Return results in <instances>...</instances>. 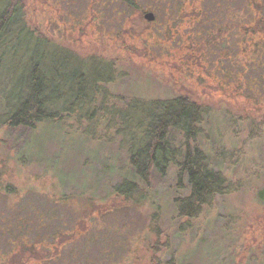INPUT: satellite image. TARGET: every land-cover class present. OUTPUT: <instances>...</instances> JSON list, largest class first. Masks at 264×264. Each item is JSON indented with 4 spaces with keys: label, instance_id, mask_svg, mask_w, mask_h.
<instances>
[{
    "label": "rangeland",
    "instance_id": "374dc122",
    "mask_svg": "<svg viewBox=\"0 0 264 264\" xmlns=\"http://www.w3.org/2000/svg\"><path fill=\"white\" fill-rule=\"evenodd\" d=\"M194 1L183 9L198 7ZM254 1L227 0L232 31L223 48L209 41L218 26L178 16V1L167 6L165 0H138L141 10L156 14L152 23L139 12L129 15L123 0H24L25 25L50 42L30 39L16 26L8 48L0 47V55L9 50L0 59V121L18 103L35 49H45L52 68L60 70L53 75L58 92H66L68 69L99 87L101 77L111 74L105 67L110 60L122 75L98 96L87 89L84 107L71 118L44 122L21 155L4 146L7 130L0 126V264H20L12 256L29 245L53 258L32 257L24 264H150L154 214L161 209L162 228L176 232L173 192L159 188L153 199L136 205L117 196L115 185L128 176L132 136L118 134L123 123L115 105L175 94L209 107L203 140L211 162L230 166L239 188L173 236L159 264H264V68L258 65L264 64V46L241 28L255 21L257 6L264 16V0ZM166 9L177 13L164 15ZM137 122L138 113L125 125L128 134ZM257 126L261 136L251 139ZM60 236L69 239L59 244Z\"/></svg>",
    "mask_w": 264,
    "mask_h": 264
},
{
    "label": "trees",
    "instance_id": "16d2710c",
    "mask_svg": "<svg viewBox=\"0 0 264 264\" xmlns=\"http://www.w3.org/2000/svg\"><path fill=\"white\" fill-rule=\"evenodd\" d=\"M123 1L129 15L139 12L138 16L142 18L146 13L145 10H141L137 6L138 0ZM165 1L167 6L171 3L175 5V1L180 2L179 6L183 7L179 8L178 16L182 18H195L203 23L211 21L215 27L218 26L216 34L212 32L209 34V41L212 44H218L224 48L230 42L232 30L229 27L230 22H228L227 16L231 8L228 6L227 0H212L207 8L202 6L205 0H197L194 3H198V7L194 6L191 11L183 9L188 3L187 0ZM254 3L256 4V1ZM197 8H200V12L197 11ZM256 9L255 21L250 26L242 25L241 28L245 35L258 36L260 43L256 46L262 47L264 46V16L261 6H257ZM122 12L125 13L124 9ZM171 13H168L166 9L164 15L174 16L177 10ZM25 16L24 0H0V47L8 48L11 44L10 35L16 26L21 27L20 34L25 31L30 32V39H36L40 43L50 42V39L42 33L38 34L27 28ZM155 21H157V16L152 23ZM35 50L30 62L24 68L25 74L19 91L18 103L13 111L0 121V126L7 130L6 137L2 139L4 146L15 150L18 155L27 150V146L32 140L33 131L41 127L44 122L65 121L67 118H71L75 112L84 107V94L87 89L93 88L94 95L98 96L101 88L115 83L122 75L120 71L117 72V67L110 60L108 66L105 67L106 70L111 71V74L101 77L100 81L103 87H99L97 81L93 82L94 79L91 83L87 74L85 76L78 71L73 72L72 69L68 72V69L63 79L69 83L65 88L66 92H58L61 84L57 83L53 75H59L60 70L52 68L49 61L50 55L45 49ZM8 52L9 50H4L0 59L4 60ZM68 55L71 56L69 53ZM258 65L260 68H264V64L258 63ZM65 66L66 64L63 65V67ZM104 92H106L105 89ZM110 97L113 96L108 94L106 98L108 103ZM97 100L94 97L91 102L97 103ZM115 106L118 109L116 110L118 114H116L119 116V121L123 123L118 134L132 136L130 146L126 150L128 176L124 181L115 185L117 196L136 205L153 199L152 196L157 193L159 188H163L166 194L173 192L170 208L174 213L172 219L177 223L174 226L176 232L162 228L164 220L162 214L165 213H162L161 209L154 214L150 224V231L157 237L156 242L149 246L152 253L150 264H159L161 252L168 250L171 246V238L178 232L187 230L193 220L199 219L213 210L218 199L235 192L239 188V183L232 182L230 166L216 167L211 162L210 154L203 140L210 109L202 100L189 94H175L149 100L143 97H132L128 103ZM100 110L105 112L104 107ZM137 113L138 122L134 125L135 130H133L135 133L128 134L130 127L125 125ZM260 130V126L254 127L250 138L260 137ZM68 239L65 236H60L58 242L62 244ZM11 245L16 247L17 244ZM27 253L29 257L22 259ZM57 253H59L58 250ZM12 257L20 264L28 262L32 257L37 261L53 258L52 254L49 255L47 251L34 245L24 246ZM6 263L7 261L3 264Z\"/></svg>",
    "mask_w": 264,
    "mask_h": 264
},
{
    "label": "water",
    "instance_id": "95a60500",
    "mask_svg": "<svg viewBox=\"0 0 264 264\" xmlns=\"http://www.w3.org/2000/svg\"><path fill=\"white\" fill-rule=\"evenodd\" d=\"M155 17H156V15H155V13L153 12V11H150V12H146L145 14H144V18H145V20L146 21H154L155 20Z\"/></svg>",
    "mask_w": 264,
    "mask_h": 264
}]
</instances>
